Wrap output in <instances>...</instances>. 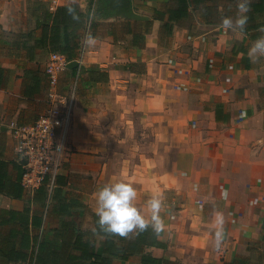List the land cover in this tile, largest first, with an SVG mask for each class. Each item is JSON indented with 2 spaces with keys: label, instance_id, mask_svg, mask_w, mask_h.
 <instances>
[{
  "label": "crops",
  "instance_id": "0c3cea01",
  "mask_svg": "<svg viewBox=\"0 0 264 264\" xmlns=\"http://www.w3.org/2000/svg\"><path fill=\"white\" fill-rule=\"evenodd\" d=\"M71 3L0 0V252L11 231L10 249L24 235L28 254L37 242L59 247L78 234L99 242L94 193L123 180L136 188L138 208L154 192L163 197L168 247L148 248L154 256L264 264V57H248L264 35V0H251L243 34L219 27L235 18L237 0H187L184 14L179 0H75L88 15L95 5L81 41L91 33L97 43L69 86L62 75L59 90L77 82L76 96L61 180L45 195L24 187L9 124L45 111L51 54L29 52L15 35L32 32L34 46L43 13ZM214 209L224 216L219 248ZM0 264H8L3 253ZM113 264H142L141 254Z\"/></svg>",
  "mask_w": 264,
  "mask_h": 264
},
{
  "label": "trees",
  "instance_id": "16d2710c",
  "mask_svg": "<svg viewBox=\"0 0 264 264\" xmlns=\"http://www.w3.org/2000/svg\"><path fill=\"white\" fill-rule=\"evenodd\" d=\"M69 5L58 6L55 9L48 8L43 13L38 23V27L42 28V35L36 39L34 46L28 47V43L34 38L32 32L17 34L15 35L16 39L24 38V46L29 52L39 47L46 49L50 54L59 52L69 60L76 59L82 46L81 30H87L89 15L84 13L77 4H72L79 16L78 21L73 20L67 11ZM186 6L187 0H179L178 11L184 14ZM91 24L93 25V23ZM169 28L172 27L169 26ZM143 40V35H139L135 37L134 44L141 45ZM76 70L77 68L71 69L72 75ZM46 76L48 77L47 73ZM60 180L58 177L57 184ZM38 189L39 193L47 194L45 186ZM92 216L95 228H97L98 217L95 213ZM98 235L101 237L99 242L84 239L83 234H78L74 241H66L59 247H53L46 241H40L33 246L32 254L31 252L28 254L26 251L30 247L29 240L24 235L17 242L18 247L10 249L9 241L17 238L16 233L11 231L6 238V242H8L5 245L6 250L0 253L5 255L8 264L18 262L29 264H113L114 258L126 260L131 254H141L142 264H176L172 260L156 257L147 251L151 247H168L167 242L162 239V233L157 236L151 228L142 233L131 234L127 239L117 236L105 237L103 233Z\"/></svg>",
  "mask_w": 264,
  "mask_h": 264
},
{
  "label": "built area",
  "instance_id": "2783aa9c",
  "mask_svg": "<svg viewBox=\"0 0 264 264\" xmlns=\"http://www.w3.org/2000/svg\"><path fill=\"white\" fill-rule=\"evenodd\" d=\"M95 5L89 13V25ZM86 47L80 49L74 60L64 54L52 53L46 63L50 81L47 107L39 117L30 123L13 120L9 124L11 135L16 142V152L23 166L22 183L26 189L36 190L46 186L51 194L57 185V178L63 168L69 128L72 120L77 82L68 92L59 90L62 75L76 62L79 71ZM74 69V68H73ZM25 264V263H11Z\"/></svg>",
  "mask_w": 264,
  "mask_h": 264
},
{
  "label": "clouds",
  "instance_id": "9594fccd",
  "mask_svg": "<svg viewBox=\"0 0 264 264\" xmlns=\"http://www.w3.org/2000/svg\"><path fill=\"white\" fill-rule=\"evenodd\" d=\"M75 0L69 5L67 11L73 20L78 21L79 16L76 14ZM251 0H237V14L235 18L225 16L221 18L219 25L226 33L243 34L247 22V13L251 11ZM264 33V26L258 29ZM82 43L85 47H94L97 38L91 33H87ZM248 57L253 63L264 57V35L256 39L248 50ZM227 193H225V196ZM138 192L131 184L123 180L104 185L96 193L94 198L96 201L95 215L98 217L96 221L97 228L93 229L94 234L103 233L105 237L117 236L127 239L131 234L142 233L149 228L153 233L159 236L165 230V221L161 216L164 208V200L162 195L152 193L143 206L138 208L136 200ZM213 228L215 229V246L220 247L223 241V213L213 210Z\"/></svg>",
  "mask_w": 264,
  "mask_h": 264
},
{
  "label": "rangeland",
  "instance_id": "374dc122",
  "mask_svg": "<svg viewBox=\"0 0 264 264\" xmlns=\"http://www.w3.org/2000/svg\"><path fill=\"white\" fill-rule=\"evenodd\" d=\"M106 13H101V15H105ZM107 15V14H106ZM68 71H71V70H68ZM67 72V71H66ZM64 73L65 75H64V77H63V82L66 84L65 86H69V81H70V79L72 80V79H74L73 77H72V74L68 77H66V74L67 75H69L68 73ZM82 72H83V68L81 67V69H80V73H79V75L80 74H82ZM71 84V83H70ZM64 91V90H63ZM69 91V90H68ZM148 138H150V135H149V137Z\"/></svg>",
  "mask_w": 264,
  "mask_h": 264
},
{
  "label": "water",
  "instance_id": "95a60500",
  "mask_svg": "<svg viewBox=\"0 0 264 264\" xmlns=\"http://www.w3.org/2000/svg\"><path fill=\"white\" fill-rule=\"evenodd\" d=\"M76 65H77V63H76V62H73V63L70 65V69H73V68H75V67H76Z\"/></svg>",
  "mask_w": 264,
  "mask_h": 264
}]
</instances>
